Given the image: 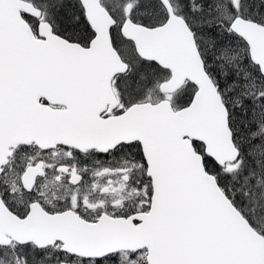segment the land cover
I'll list each match as a JSON object with an SVG mask.
<instances>
[{
  "label": "snow or ice",
  "instance_id": "snow-or-ice-1",
  "mask_svg": "<svg viewBox=\"0 0 264 264\" xmlns=\"http://www.w3.org/2000/svg\"><path fill=\"white\" fill-rule=\"evenodd\" d=\"M0 264H264V0H0Z\"/></svg>",
  "mask_w": 264,
  "mask_h": 264
}]
</instances>
